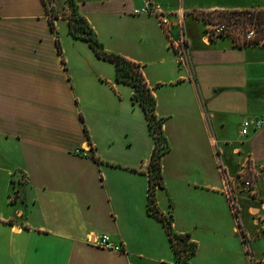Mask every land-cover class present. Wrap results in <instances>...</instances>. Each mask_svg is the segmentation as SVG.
<instances>
[{"label":"crops","instance_id":"obj_1","mask_svg":"<svg viewBox=\"0 0 264 264\" xmlns=\"http://www.w3.org/2000/svg\"><path fill=\"white\" fill-rule=\"evenodd\" d=\"M77 2L105 49L141 66L156 99L170 147L157 205L176 233L197 243L190 264H254L261 257L252 243L264 232L252 213L264 203V174L252 190L239 184L238 216L225 174L264 163V126L241 134L244 120L264 119V47L209 42L192 14L224 19L252 7ZM147 2L189 13L183 62L158 19L136 13ZM55 25L61 53L43 0H0V264H177L164 223L147 208L155 140L133 86L70 34L67 18ZM91 234L110 235L123 252L90 245Z\"/></svg>","mask_w":264,"mask_h":264},{"label":"built area","instance_id":"obj_2","mask_svg":"<svg viewBox=\"0 0 264 264\" xmlns=\"http://www.w3.org/2000/svg\"><path fill=\"white\" fill-rule=\"evenodd\" d=\"M138 14L155 16L164 33L166 34L170 47L175 52L179 62H183L189 50L188 37L185 30L186 12H167L158 4L147 2L145 6L137 10ZM200 17L205 24L206 37L209 42L221 39L232 38L237 46H262L264 47V7L252 11H234L224 19L214 17L212 12L194 13ZM178 35H174V31ZM264 126V119L244 120L242 123L241 134L247 136L252 128L260 129ZM77 153H81L77 150ZM223 174L224 169L221 167ZM261 174H264V163L260 166L256 164H246L239 171L237 176L229 179L225 174V193L231 204L235 215H239V206L237 201V189L239 184L247 190H252ZM253 221L261 231L264 232V203H261L258 211L252 213ZM87 242L97 248L121 253L123 244L112 240L108 234H91ZM254 264H264V253L261 258L254 260Z\"/></svg>","mask_w":264,"mask_h":264},{"label":"trees","instance_id":"obj_3","mask_svg":"<svg viewBox=\"0 0 264 264\" xmlns=\"http://www.w3.org/2000/svg\"><path fill=\"white\" fill-rule=\"evenodd\" d=\"M43 3L49 16L50 26L56 34L57 46L60 53L62 52V48L55 21L63 16L68 19L70 34L74 38L87 41L99 58L113 62L117 69V80L119 82L133 86L134 93L132 100L135 104H140L144 109L149 121L151 134L155 140V147L149 165L150 188L147 203L148 212L151 216L156 217L164 223L175 253L176 263L190 264V259L197 252V243L191 240L189 234L176 233L173 229V216L162 214L157 205V189L164 187L161 161L170 147L163 130L164 119L157 117L156 99L146 83L141 66L120 54L105 49L104 44L99 40L88 20L79 12L77 0H67V7L70 12L62 15L58 13L51 15L47 1L43 0Z\"/></svg>","mask_w":264,"mask_h":264},{"label":"rangeland","instance_id":"obj_4","mask_svg":"<svg viewBox=\"0 0 264 264\" xmlns=\"http://www.w3.org/2000/svg\"><path fill=\"white\" fill-rule=\"evenodd\" d=\"M47 1V4H48V9L49 11L51 10V15H55V14H66L69 11V8L67 7V0H46ZM224 2H228V3H239V4H242V3H246L248 6H251L252 8H246V9H242V11H252L254 9H257V8H261V7H264V0H224ZM258 5H262V6H259ZM255 6H257L256 8H254ZM196 12V11H195ZM195 12H193L192 14H194ZM201 11L199 12H196V13H200ZM202 13V12H201ZM205 13V11H204ZM186 14L188 15L189 13L186 12ZM59 40H60V37H59ZM61 43V41H60ZM77 44H81V43H77ZM62 46V44H61ZM253 213H256V212H253ZM264 238V237H262ZM252 248L256 254V257L259 258L262 256V254L264 253V239H259L255 242L252 243Z\"/></svg>","mask_w":264,"mask_h":264}]
</instances>
